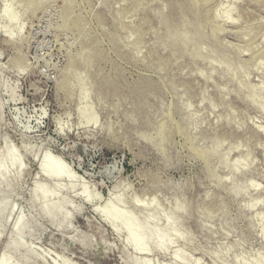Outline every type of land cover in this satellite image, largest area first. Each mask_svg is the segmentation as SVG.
<instances>
[{
	"label": "rangeland",
	"instance_id": "rangeland-1",
	"mask_svg": "<svg viewBox=\"0 0 264 264\" xmlns=\"http://www.w3.org/2000/svg\"><path fill=\"white\" fill-rule=\"evenodd\" d=\"M6 3L21 16L12 37L1 16ZM70 6L74 17L65 23ZM194 23L202 36L178 41ZM263 35L264 0H0V151L8 144L22 166L8 168V187L0 185V199L8 196L0 254L16 237L35 256L29 264H257L264 258ZM198 45L202 55L192 56ZM76 74L89 84L96 125L79 119ZM46 156L67 177L45 178ZM237 160L238 169L227 167ZM36 185L59 192L42 207ZM117 195L119 211L138 198L130 210L137 221L154 228L141 211L151 205L160 225L171 217L187 241L137 253L94 209ZM19 218L28 225L21 237ZM176 250L187 263L172 258Z\"/></svg>",
	"mask_w": 264,
	"mask_h": 264
},
{
	"label": "bare ground",
	"instance_id": "bare-ground-1",
	"mask_svg": "<svg viewBox=\"0 0 264 264\" xmlns=\"http://www.w3.org/2000/svg\"><path fill=\"white\" fill-rule=\"evenodd\" d=\"M32 2L33 1L28 2V4L25 5V6L26 7L31 6ZM20 3L23 4V2H20ZM181 5H182V3H181ZM182 6H184V5H182ZM71 11H72V7L71 6L70 7H67L64 10L63 19H64L65 23H67L69 20H71L72 17H74V16H71ZM192 12L194 14V10H192ZM227 15H229V14L227 13ZM1 16H2V18L4 20H6L8 22V25L10 27V29H8V31L5 32L6 36L12 37V35L14 33L15 26H19L20 25V24L19 25H16V24L20 22L21 16L17 12H15V11L12 10V4L11 3H6V5L4 6V9H3V12H2V15ZM115 16H116V14H115ZM189 18H190V15H189ZM191 19H192V17H191ZM197 23L196 24L194 23L195 25L193 26L194 27L193 34H189V33L180 34V35H178L176 37V39L178 41H181L182 43H189V42L193 41L194 39H196V40L199 39V37H201L203 33L201 32L200 25L197 26ZM119 29H120V27H119ZM147 39H149V38H147ZM211 40H214V39H210V41ZM262 40L264 41V35L262 36ZM249 50H250V48H249ZM202 53H203V49H202L201 46L198 45V46H196L193 49L191 55L192 56H200V55H202ZM81 56L87 60L86 54L83 53ZM253 61H257V60L255 59ZM223 66H224L225 70L228 73L234 72V68L232 67V65L229 62L225 61L224 64H223ZM198 76H200V75H198ZM72 79L77 83V86H78V88L80 90V95H79L80 105H79V108H78V116H79V119L84 124H87V125H96L97 124V119H96V117L94 115V112H93L92 107L90 105H88V102H87L88 101V98H89V95H90V91H91L90 90V87H89V84L88 83H85L82 80L81 76L78 75V74L74 75ZM159 81H161V80H159ZM68 85H70V82L67 79L64 80L63 82H61V84H60V86L63 87V88H66ZM194 85H195V83H194ZM163 86H164V84H163ZM138 93L139 94L142 93V89L139 90ZM258 94H259L258 95L259 97L262 96V95H264V92L262 91L261 88L258 89ZM258 96L257 97L256 96H252V98L254 99L253 100L254 102L258 101V99H257ZM225 103H226V101H225ZM239 103L242 104L241 102H239ZM224 107H226V106H224ZM175 110L176 109H174V111ZM168 115H169V113H168ZM166 120H168V119H166ZM173 123H175V122H173ZM173 123L171 122V124H173ZM162 124L163 123H161V126H162ZM167 124H169V123H167ZM170 126H169V128H170ZM201 126H203V125H201ZM167 127L168 126L166 124H164L159 129V134H160L161 138H163V134H164L165 129ZM175 127H177V126H175ZM175 130H173V131H175ZM177 132H179V131L177 130ZM169 133H170V131H169ZM182 133H185V132H182ZM182 135H184V134H182ZM201 138H203V136H201ZM197 139H199V137ZM164 141H165V139H164ZM212 141H214V140H212ZM166 142H168V141H166ZM209 142H210V140H209ZM164 143H162V144L165 145ZM198 146H199V144H198ZM204 148H205V146H204ZM163 150H164V148H163ZM216 153H217V151H216V149H214L213 151H211V152L208 151V153H205V154H208L211 157V156H214ZM48 160L49 159L46 156L45 159L42 161V164L40 166V170L42 171V174L44 175L45 178H48V179H61L63 177H67L66 176V172L61 167H59L57 165V163H50V161H48ZM167 162H168V160H167ZM244 164H246V163H244ZM240 165H241V161L240 160H237V161H234V163L232 165H228L227 167H229L232 170H236V169H238L240 167ZM207 166H209V165H207ZM8 168H13V169H16L18 172H20L22 166L20 165L19 161L15 158V154H14L13 149L7 144L6 147L4 148V151H0V174H1L0 185H6L7 187H8V180L11 177ZM69 178H70V182L73 184L74 183L73 177L72 176H69ZM7 192H8V194H11V191L10 190H8ZM58 192H59V188H53V189H50V190H44L39 185H36L35 188H34V190H33V193L34 194L36 193V194H38L40 196V200H41L40 206H42V207L44 206V204L46 202H48ZM87 198H88V200L90 202H93V199H94L93 196L87 195ZM137 199H132L130 201V203H129V206L125 208V211H119L117 209V206L120 205V202H121L120 196L117 195L115 198L112 197V196H110L105 201V204L103 205V207H97V206H95L94 209H95L96 212H98L102 216V218L104 219V221H106L108 223V225H110V227H113L119 233H121V229L126 233V235H127V242L130 244V246L132 247V249L134 251H136L137 253L138 252L147 253V252L152 251V250H156V251H166L169 248V246L173 243L174 238H176L177 240H181L182 239L183 241H187V239L185 237H181L180 232H179V228L177 226H174V223H173L171 217H166L164 219V224L163 225H160L161 215H160V213L155 208H152L151 205L144 206V208H142L141 211L143 213V218L145 220L144 222H147L149 220L151 223H153L154 228L149 229V228H147V225H146L147 223H140L139 221H137L135 219V217L132 215V212L130 211L134 207H140L139 203L136 201ZM7 200H8V196L6 198H4V199H0V221L7 215V208H6L7 203H8ZM33 204H35V201L33 202ZM63 204H64V200L63 199H60L55 205H51L49 207V209L47 210V214L48 215H51L57 208H59ZM28 208H29V206H28ZM225 210H226V208H225ZM27 228H28L27 223L23 222V218H19L18 221L16 222V231H17V233H18V235L20 237L26 232ZM262 236L264 238V229H262ZM0 238H1V236H0ZM23 251H24V254L21 255L20 260L18 262H14L13 261V256L16 255V254H20V253L22 254ZM211 256H212V258L214 260H217L220 257V255L218 253H216V252L212 253ZM172 258L176 262H179V263H187L188 262L187 258L184 256V254L182 253L181 250L174 251L173 254H172ZM31 259H35V256L32 253V251L29 250V249L23 250V245L21 244L20 239H17L16 237H13V238L9 239L6 242V245L4 247V252L2 254H0V264H29V261ZM256 260H257V264H264V258L263 257H260V258H258ZM135 264H140V263L138 261H136Z\"/></svg>",
	"mask_w": 264,
	"mask_h": 264
}]
</instances>
